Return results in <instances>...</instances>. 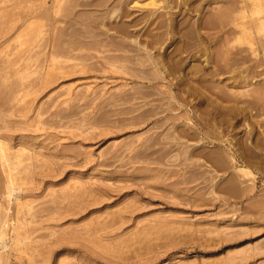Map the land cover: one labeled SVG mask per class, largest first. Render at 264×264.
Returning <instances> with one entry per match:
<instances>
[{"label":"rangeland","instance_id":"374dc122","mask_svg":"<svg viewBox=\"0 0 264 264\" xmlns=\"http://www.w3.org/2000/svg\"><path fill=\"white\" fill-rule=\"evenodd\" d=\"M4 234L0 264H264V0H0Z\"/></svg>","mask_w":264,"mask_h":264},{"label":"bare ground","instance_id":"6f19581e","mask_svg":"<svg viewBox=\"0 0 264 264\" xmlns=\"http://www.w3.org/2000/svg\"><path fill=\"white\" fill-rule=\"evenodd\" d=\"M1 234H2V233H1ZM0 239H1V241L5 242V241H6L5 234H4V235H1V236H0Z\"/></svg>","mask_w":264,"mask_h":264}]
</instances>
